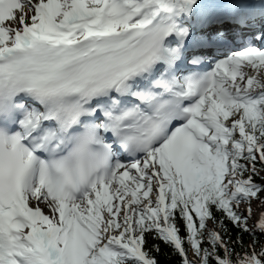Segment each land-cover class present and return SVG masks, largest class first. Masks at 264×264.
<instances>
[{
    "label": "snow or ice",
    "instance_id": "6c2138e0",
    "mask_svg": "<svg viewBox=\"0 0 264 264\" xmlns=\"http://www.w3.org/2000/svg\"><path fill=\"white\" fill-rule=\"evenodd\" d=\"M173 256L264 264V0H0V264Z\"/></svg>",
    "mask_w": 264,
    "mask_h": 264
},
{
    "label": "trees",
    "instance_id": "16d2710c",
    "mask_svg": "<svg viewBox=\"0 0 264 264\" xmlns=\"http://www.w3.org/2000/svg\"><path fill=\"white\" fill-rule=\"evenodd\" d=\"M164 251L167 253L169 250L164 248ZM161 261L162 264H177V260L174 256L171 259H168L167 257H161Z\"/></svg>",
    "mask_w": 264,
    "mask_h": 264
},
{
    "label": "bare ground",
    "instance_id": "6f19581e",
    "mask_svg": "<svg viewBox=\"0 0 264 264\" xmlns=\"http://www.w3.org/2000/svg\"><path fill=\"white\" fill-rule=\"evenodd\" d=\"M253 207L255 208L256 206H255V205H253Z\"/></svg>",
    "mask_w": 264,
    "mask_h": 264
}]
</instances>
